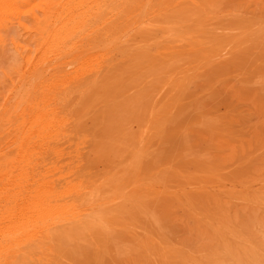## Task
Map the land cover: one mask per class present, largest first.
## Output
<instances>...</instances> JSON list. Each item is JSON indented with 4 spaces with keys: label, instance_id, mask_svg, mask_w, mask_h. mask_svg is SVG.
Returning <instances> with one entry per match:
<instances>
[{
    "label": "bare ground",
    "instance_id": "1",
    "mask_svg": "<svg viewBox=\"0 0 264 264\" xmlns=\"http://www.w3.org/2000/svg\"><path fill=\"white\" fill-rule=\"evenodd\" d=\"M172 1L0 0V43L5 40L1 29L8 17L16 19L20 37L25 39L9 38L19 63L0 91V264H74L75 252L80 259L83 256L80 242L93 245V253L88 256L85 251L82 259L103 264L112 238L126 232L135 234L129 227L138 228L137 216H152L147 208L150 198L168 194L184 205L191 200L185 192L177 191L180 188L166 190L167 185L156 177L152 165L157 158L163 159L160 146L155 144L157 148L145 154L137 144L141 129L129 131L131 138L124 135L132 123L128 119L134 118L160 145L167 133L170 135V121L183 124L190 118L200 119L199 113L193 114L191 105L185 104L191 95L187 93L190 96L185 98L179 79L170 83L171 94L168 88L167 94L149 101L142 98V90L135 89L142 84L137 76H123L127 69L135 68L133 53L155 48L154 36L160 28L151 25L164 24L158 21L162 16L169 24L174 11H162ZM171 51V46L158 48L166 56ZM212 64L205 68L210 71ZM206 90L215 100V89ZM139 100L143 112L135 114L133 101ZM225 110L214 107L212 118L217 119V126L226 123ZM170 130L174 132V128ZM117 135L121 136L115 138ZM143 237L146 240L147 236Z\"/></svg>",
    "mask_w": 264,
    "mask_h": 264
},
{
    "label": "rangeland",
    "instance_id": "2",
    "mask_svg": "<svg viewBox=\"0 0 264 264\" xmlns=\"http://www.w3.org/2000/svg\"><path fill=\"white\" fill-rule=\"evenodd\" d=\"M172 2L162 11L164 14L168 9L174 11L169 24L166 17L162 16L158 21L164 24L151 25L155 30L161 29L154 36L157 43L155 51L153 49L143 54L133 53L131 57L136 61L135 68L127 69L123 76L128 73H132L131 78L137 76L136 79L142 84H132L136 85L135 89L142 90V98L146 97L149 101L167 94L168 88V94H171L170 83L179 79L185 98L186 95H191L184 100L185 104H190L193 114L197 113L195 115L198 116L199 113L200 119L194 117L183 124L180 122L182 128L179 130L177 127L180 123L170 121L169 125H172L169 127L174 128V132L168 128L169 138L166 137V142L158 145L148 128H142L140 123L136 125L134 118L128 119L126 115L132 123L125 129L127 132L124 135L131 138L129 131L137 129L135 127H138L135 131L141 129L143 134L138 137L137 144L139 143L145 154L160 146L163 159L157 158L154 166L152 165L158 175L156 177L167 185L166 190L180 188L177 191L191 196V202L184 205L168 194L150 198L147 208L153 212L152 220L151 217H139L134 213L140 221H137L140 228L136 226L133 229L130 226L135 234L126 232L112 238L105 251L103 264H264V0ZM6 19L3 30L1 29L6 36L0 43V91L8 83L7 75L19 63L18 54L9 38L13 36L24 39L20 37L22 32L16 19ZM24 21L30 23L29 20ZM141 27L143 31L145 26ZM175 37L177 40L173 39ZM30 44L34 46L32 42ZM164 46H171L172 53L167 56L166 53L160 54L158 48ZM208 52L210 55L206 57ZM238 56L241 57L235 62ZM208 63H213L210 71L205 68ZM216 63L218 66L221 63V66L215 67ZM204 70L209 76L206 72L201 73ZM188 73H192L189 78L185 77L189 76ZM140 78H144L143 81ZM157 80L161 81L160 84H157ZM193 87L194 92L191 91ZM210 87L215 89V100H212L209 90H206ZM118 100L119 96H116L115 102ZM133 104V113L143 112L140 100L133 101ZM215 106L227 108L223 114V118H227L226 123L217 126V119L212 118ZM119 136L121 135L115 138ZM142 142L145 143L143 146L140 144ZM184 148L188 151L184 152ZM106 160L111 161L113 157ZM166 165L168 168H165ZM151 168L149 170L152 171ZM155 222L161 227H154ZM118 235L119 238H116ZM143 235L147 236L146 240ZM80 243L86 247L79 244V247L82 246L79 249L83 256L77 253L82 256L81 259L85 257V251L90 256L93 245ZM90 245L91 249L88 247ZM79 257L75 252L74 264H90L87 258L81 260Z\"/></svg>",
    "mask_w": 264,
    "mask_h": 264
}]
</instances>
